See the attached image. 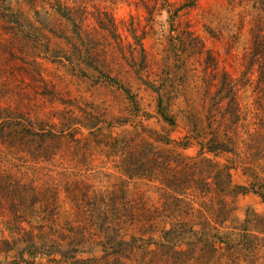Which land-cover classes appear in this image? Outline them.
<instances>
[{
  "label": "rangeland",
  "instance_id": "rangeland-1",
  "mask_svg": "<svg viewBox=\"0 0 264 264\" xmlns=\"http://www.w3.org/2000/svg\"><path fill=\"white\" fill-rule=\"evenodd\" d=\"M261 26L264 0H0V264H136L101 246L104 231L141 235L133 199L162 201L157 179L126 172L135 133L191 141L193 156L219 130L233 184L260 174L257 192L227 195L229 226L263 218Z\"/></svg>",
  "mask_w": 264,
  "mask_h": 264
},
{
  "label": "trees",
  "instance_id": "trees-1",
  "mask_svg": "<svg viewBox=\"0 0 264 264\" xmlns=\"http://www.w3.org/2000/svg\"><path fill=\"white\" fill-rule=\"evenodd\" d=\"M255 32L253 64L258 72L255 93L256 99L263 104L264 27ZM229 97L234 103L235 96ZM3 111L0 107V113ZM259 125L261 130L254 146L264 148V120ZM2 127L0 138L6 130ZM5 127L13 129L11 123ZM123 144L128 149L129 169L126 172L129 178L157 179L162 201L160 206L152 207L141 197L133 199L129 220L139 225L137 231L143 237L133 234L129 240H118L104 231L101 243L104 257L112 254L119 260L122 254L126 257L139 254L136 264H243L255 255L264 258V217L252 215L258 218L255 223L248 214L241 224L229 226L230 222L234 223L233 206L226 198L234 193L253 191L260 174L248 185L233 184L232 164L220 163L217 158L233 153L234 149L219 130L201 141L193 156L181 152L192 144L191 141H174L158 133L154 137L135 133ZM259 186L264 190V183ZM259 194L264 201V191ZM73 252L77 249L73 248ZM62 254L60 262L56 257H48L49 264H80L74 261L77 258L72 254Z\"/></svg>",
  "mask_w": 264,
  "mask_h": 264
}]
</instances>
